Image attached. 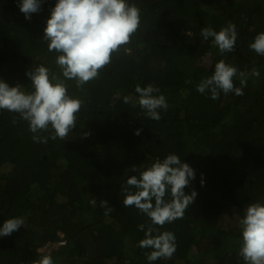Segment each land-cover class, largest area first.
I'll return each mask as SVG.
<instances>
[{
	"label": "trees",
	"instance_id": "obj_1",
	"mask_svg": "<svg viewBox=\"0 0 264 264\" xmlns=\"http://www.w3.org/2000/svg\"><path fill=\"white\" fill-rule=\"evenodd\" d=\"M129 2L141 10L131 42L83 89L66 81L69 94L83 102L66 140H52L50 129L41 133L47 143L34 142L28 122L0 110V227L12 217L25 220L0 236V264H32L46 254L54 264H245L238 255L239 221L249 203L264 202V56L249 48L264 32V0ZM56 3L44 0L29 20L19 0H0V80L32 91L27 72L38 64L63 78L58 53L43 39ZM229 22L238 37L234 50L221 54L201 30L219 31ZM204 56L210 65L200 64ZM221 59L238 73L259 71L248 75L243 95L221 92L212 100L197 91ZM234 83L240 86L239 75ZM138 84L158 87L155 95L166 97L169 108L160 110V120L139 107ZM172 153L194 169L185 191L197 195L182 219L159 229L176 237L172 258L149 262L138 225L151 221L123 206L122 188L137 174L133 166ZM102 200L113 208L107 216Z\"/></svg>",
	"mask_w": 264,
	"mask_h": 264
},
{
	"label": "clouds",
	"instance_id": "obj_2",
	"mask_svg": "<svg viewBox=\"0 0 264 264\" xmlns=\"http://www.w3.org/2000/svg\"><path fill=\"white\" fill-rule=\"evenodd\" d=\"M43 2L19 0V8L30 20L33 13L41 10ZM140 21V8L129 0H57L47 19L43 39L48 41L49 52L58 53L55 62L63 78L50 73L45 65L38 64L27 72L32 91L23 90L22 85L10 86L0 80V110L17 113L20 119L28 122L34 142L47 143L49 137L41 133L50 129L52 140H66L76 126L77 113L83 103L78 96L69 94L66 81H75V87L83 89L90 81L97 79L101 71L112 63L113 54L119 53L122 47L131 42ZM201 35L204 40L211 39L221 54L232 52L238 37L236 26L231 22L219 31L204 27ZM249 48L264 56V32L255 36ZM237 75L240 78L239 87L234 83ZM248 75L259 76V71L254 68L251 73H238L235 65L221 59L215 63L213 74L197 84V91L210 94L212 100H218L221 92L241 96ZM135 92L139 94V107L152 120H160V110L166 112L169 108L163 94L155 95L160 92L158 87L151 84L141 87L138 84ZM123 100L130 103L132 97L124 96ZM16 122L14 116L13 123ZM140 131L138 129L136 134L139 135ZM132 171L137 174L128 177L123 185V206H134L151 221L148 225H138L139 230L144 231L139 247L151 249L145 253L149 262L171 259L176 251V237L172 231L161 232L159 229L182 219L193 203L196 191L187 194L185 189L195 178V171L174 153L163 159L157 158L146 167L133 166ZM90 203L96 206V199ZM100 207L105 209L106 216L113 210L106 200L100 202ZM22 225L25 226L22 217L9 218L0 227V236L11 235ZM239 225L242 242L238 255L245 264H264V202L249 203ZM32 264H54V261L51 255L46 254Z\"/></svg>",
	"mask_w": 264,
	"mask_h": 264
},
{
	"label": "rangeland",
	"instance_id": "obj_3",
	"mask_svg": "<svg viewBox=\"0 0 264 264\" xmlns=\"http://www.w3.org/2000/svg\"><path fill=\"white\" fill-rule=\"evenodd\" d=\"M199 61H200V64H202V65H210V61H209V59H206V57L204 56L203 58H199L198 59ZM230 220H231V223H236V221H237V218H234V217H230L229 218ZM48 248V245H46V246H44V247H42V248H40L39 250L41 251V252H43L45 249H47Z\"/></svg>",
	"mask_w": 264,
	"mask_h": 264
}]
</instances>
